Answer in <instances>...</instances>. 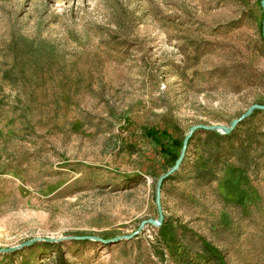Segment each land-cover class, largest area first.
Returning a JSON list of instances; mask_svg holds the SVG:
<instances>
[{
  "label": "rangeland",
  "instance_id": "1",
  "mask_svg": "<svg viewBox=\"0 0 264 264\" xmlns=\"http://www.w3.org/2000/svg\"><path fill=\"white\" fill-rule=\"evenodd\" d=\"M262 1L0 0V264H264Z\"/></svg>",
  "mask_w": 264,
  "mask_h": 264
},
{
  "label": "water",
  "instance_id": "2",
  "mask_svg": "<svg viewBox=\"0 0 264 264\" xmlns=\"http://www.w3.org/2000/svg\"><path fill=\"white\" fill-rule=\"evenodd\" d=\"M262 8H263V22H262V33H263V37H264V0L262 1ZM256 110H260V111H264V105L262 104H255L253 106H251L248 110L247 113H245L240 119H236L234 120L230 126L228 127H222V126H208V125H204V124H200V125H196L194 127L191 128L190 133L186 136L184 143H183V148H182V153L181 156L179 157L178 161L176 162L175 166L170 170V172H168L167 174H165L164 176H162L160 178V180L158 181V185H157V190H156V205H157V209H158V213H159V218L158 220H151L148 223L160 227L164 221V212H163V206H162V189L164 186V182L174 173H176L179 169L180 166L185 158L186 152H187V147L189 144V141L191 140V138L193 137L194 133L197 131H212V132H218L221 134H231L236 127L246 118H249ZM132 236H127V237H117L115 239H110V240H104L103 238H99V237H94V236H82V237H73L72 239L75 240H97L99 242H102L104 244H113L116 242H119L120 240H124V239H131ZM37 241V239L32 240L28 243H25L21 246H17L14 248H9V249H1V251L3 252H8V251H16L19 249H22L25 246H29L33 243H35ZM48 241H56L55 239H49Z\"/></svg>",
  "mask_w": 264,
  "mask_h": 264
},
{
  "label": "trees",
  "instance_id": "3",
  "mask_svg": "<svg viewBox=\"0 0 264 264\" xmlns=\"http://www.w3.org/2000/svg\"><path fill=\"white\" fill-rule=\"evenodd\" d=\"M145 136L150 138L156 145L160 146L161 149L163 151H166V153L170 154V155H175L174 153V149L175 148H181L183 146L182 141H179L175 138H172L170 136V134H168L166 131L160 132V130H155V129H145ZM205 133H209L211 136H214L216 138V146L217 147H221L222 143L229 140L232 135L233 132L231 134L228 135H224L218 132H212V131H205ZM163 138L167 139L168 142L165 144L163 142ZM251 145V143H250ZM245 155L247 159H251V154L250 151H248L247 149H245ZM246 167H251L252 164H245ZM170 179V178H169ZM168 180V179H167ZM213 180H215V178H212V180H210V182H212ZM203 248L205 250L206 253H210L212 251H214V248H212L210 245L204 243Z\"/></svg>",
  "mask_w": 264,
  "mask_h": 264
}]
</instances>
